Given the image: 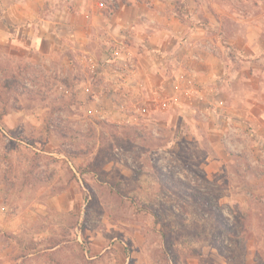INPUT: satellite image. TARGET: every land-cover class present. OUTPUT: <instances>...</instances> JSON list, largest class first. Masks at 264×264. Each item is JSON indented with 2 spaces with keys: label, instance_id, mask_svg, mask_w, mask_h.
I'll return each mask as SVG.
<instances>
[{
  "label": "crops",
  "instance_id": "crops-1",
  "mask_svg": "<svg viewBox=\"0 0 264 264\" xmlns=\"http://www.w3.org/2000/svg\"><path fill=\"white\" fill-rule=\"evenodd\" d=\"M0 40L19 47L25 64L38 68L37 77L52 74L56 100L73 110L80 106L72 116L58 115L67 129L85 133L83 123L76 125L80 118L100 128L129 127L138 139L164 141L166 131L173 135L169 144L178 133L200 145L205 133L200 167L206 179H160L158 187L152 179L134 180L141 200L196 204L194 215L207 218L206 224H196L199 218L191 225L198 253L179 258V207L170 215L168 206L156 203L148 213L134 208L128 220L121 208L114 209L104 246L98 242L100 223L88 229L97 233L91 241L93 250L99 243L91 255L96 264L107 249L126 242L136 255L168 251L176 264H264L263 0H0ZM71 146L65 139L49 151L52 168L62 170L63 164L65 179L75 172L82 182ZM135 146L151 154L147 145ZM111 151L122 158L128 150L119 143ZM228 169L234 177L222 186L216 177ZM30 176L40 179L36 171ZM118 230L128 233L127 241Z\"/></svg>",
  "mask_w": 264,
  "mask_h": 264
},
{
  "label": "rangeland",
  "instance_id": "rangeland-1",
  "mask_svg": "<svg viewBox=\"0 0 264 264\" xmlns=\"http://www.w3.org/2000/svg\"><path fill=\"white\" fill-rule=\"evenodd\" d=\"M23 54L19 47L0 40V179L6 180L2 183L0 206H8V210H0V264H96L91 255L98 251L99 243L106 245L112 235L107 227L112 219L115 220L113 210L121 208V218L128 220L134 208L145 209L148 213L159 207L156 203L168 206L170 215L179 207L184 227L181 230L184 248H180L179 258L184 256L187 261L197 254L198 248L192 238L197 231L191 228L194 221L201 218L193 213L196 204L184 203L181 199L178 202H161L159 198L152 202L141 200L136 194L134 180L152 179V185L158 187L160 179H206L200 167L207 152L205 133L200 131L204 145L177 133L173 144L177 141L182 146H174L167 141L173 135L166 131L164 141L151 135L138 139L136 131L129 127L118 129L107 125L100 128L80 118L75 122L78 126L84 124L85 133L72 126L67 129L65 126L69 124L58 115L72 116L80 111V106L73 110L65 101L56 100L50 91L52 74L43 71V80L42 76L37 77L38 68L26 65ZM65 139L71 141V153L78 157V170L84 174L82 182L76 179L75 172H71L72 179H65L69 171L63 164L62 170L52 168L54 156L49 151L57 150L56 146ZM119 143L129 151L122 158L111 151ZM143 144L151 149V154L132 148ZM161 146L165 151L159 149ZM134 163L137 166L134 167ZM161 164L168 168L164 169ZM35 171L40 179H28ZM232 172L228 169L216 179H220L223 186L226 180L234 177ZM239 179L241 177L235 180ZM157 189L153 188L155 194ZM58 192H65V195L56 202L49 199ZM206 220V217L201 218L196 224H206ZM97 223L103 232L93 250L91 241L96 239L97 233L88 229L96 227ZM116 234L119 238L123 234L127 241L128 233L118 230ZM126 243L107 249L108 253L99 256V264H176L166 250L167 253L151 249L146 255L143 249L136 255Z\"/></svg>",
  "mask_w": 264,
  "mask_h": 264
}]
</instances>
